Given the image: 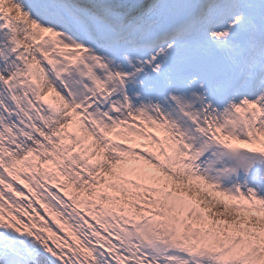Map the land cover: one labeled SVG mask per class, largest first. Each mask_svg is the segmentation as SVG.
Listing matches in <instances>:
<instances>
[{
	"label": "snow or ice",
	"instance_id": "6c2138e0",
	"mask_svg": "<svg viewBox=\"0 0 264 264\" xmlns=\"http://www.w3.org/2000/svg\"><path fill=\"white\" fill-rule=\"evenodd\" d=\"M0 264H264V0H0Z\"/></svg>",
	"mask_w": 264,
	"mask_h": 264
}]
</instances>
